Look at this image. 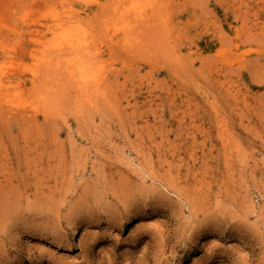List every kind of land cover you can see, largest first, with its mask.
Listing matches in <instances>:
<instances>
[{"label":"rangeland","instance_id":"374dc122","mask_svg":"<svg viewBox=\"0 0 264 264\" xmlns=\"http://www.w3.org/2000/svg\"><path fill=\"white\" fill-rule=\"evenodd\" d=\"M0 264H264V0H0Z\"/></svg>","mask_w":264,"mask_h":264},{"label":"bare ground","instance_id":"6f19581e","mask_svg":"<svg viewBox=\"0 0 264 264\" xmlns=\"http://www.w3.org/2000/svg\"><path fill=\"white\" fill-rule=\"evenodd\" d=\"M78 39V38H77ZM64 40V39H63ZM74 40V39H73ZM69 41V40H68ZM71 41V40H70ZM69 41V42H70ZM62 42V41H61ZM61 42L59 43V44H61ZM62 43H64V42H62ZM66 43H68V42H65V44ZM70 43H72V42H70ZM74 43H75V40H74ZM73 44V43H72ZM62 45V44H61ZM74 45V44H73ZM60 46V45H59ZM78 49V48H77ZM65 50V49H64ZM79 50V49H78ZM66 52H67V50H65ZM64 51V52H65ZM70 52V51H69ZM71 53V52H70ZM59 54V53H58ZM76 56H77V54H76ZM72 72V71H71ZM81 72V71H80ZM84 72V71H83ZM82 72V73H83ZM86 73V72H85ZM70 75V74H69ZM80 75V74H79ZM78 75V76H79ZM86 76H87V74H85ZM72 76H74L75 77V74L74 75H72ZM71 76V77H72ZM83 76H84V74H83ZM82 77V76H81ZM85 78V80L87 79V81H88V79L89 78H87V77H84ZM81 80V79H80ZM77 83H78V81H77ZM82 83H84V81L82 82ZM78 84H80L79 86H81V83H80V81H79V83ZM63 199H65V198H63ZM60 202H62V201H60ZM63 203H64V201H63ZM59 205H61V204H57V206H56V208H55V206H50V208H47V209H49V210H53L54 211V213L56 214V216H57V213H58V219H59V214H60V212H58L59 211ZM76 207H74V205H72V206H70V208H69V210H68V212H67V216H69V217H67L66 216V218H67V220H68V224H75V223H77V219H76V217L78 216V210H79V208L77 207L76 209H75ZM55 214H54V216H55ZM55 218V217H54ZM66 220V219H65ZM57 221V220H56ZM66 223H67V221H65ZM60 224V223H59ZM58 224V225H59ZM60 226V225H59ZM58 231V230H57ZM61 232H63L62 230H61ZM52 233V232H51ZM59 234V233H58ZM53 239V238H52ZM61 239V238H60ZM59 241H61V240H59ZM59 245V244H58Z\"/></svg>","mask_w":264,"mask_h":264}]
</instances>
